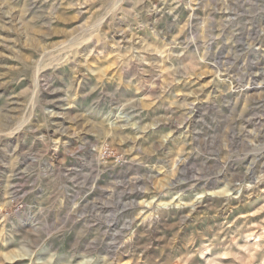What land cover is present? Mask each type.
<instances>
[{
	"label": "rangeland",
	"instance_id": "obj_1",
	"mask_svg": "<svg viewBox=\"0 0 264 264\" xmlns=\"http://www.w3.org/2000/svg\"><path fill=\"white\" fill-rule=\"evenodd\" d=\"M0 264H264V0H0Z\"/></svg>",
	"mask_w": 264,
	"mask_h": 264
}]
</instances>
